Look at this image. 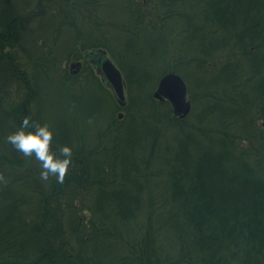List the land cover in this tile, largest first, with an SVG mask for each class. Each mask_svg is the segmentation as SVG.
I'll return each mask as SVG.
<instances>
[{
	"label": "trees",
	"instance_id": "16d2710c",
	"mask_svg": "<svg viewBox=\"0 0 264 264\" xmlns=\"http://www.w3.org/2000/svg\"><path fill=\"white\" fill-rule=\"evenodd\" d=\"M263 9L0 0V264H264ZM190 10L188 28L178 11ZM100 49L124 74L126 106L95 69ZM80 60L78 75L61 66ZM170 72L189 84L183 118L152 92ZM25 116L72 147L63 184L6 143ZM95 119L108 126L87 140Z\"/></svg>",
	"mask_w": 264,
	"mask_h": 264
},
{
	"label": "clouds",
	"instance_id": "9594fccd",
	"mask_svg": "<svg viewBox=\"0 0 264 264\" xmlns=\"http://www.w3.org/2000/svg\"><path fill=\"white\" fill-rule=\"evenodd\" d=\"M10 144L25 158H34L40 167V179L47 182L55 178L57 184H63L73 167V151L68 145L54 148V132L50 126L43 125L25 116L15 132L6 137ZM0 183H7L0 173Z\"/></svg>",
	"mask_w": 264,
	"mask_h": 264
},
{
	"label": "water",
	"instance_id": "95a60500",
	"mask_svg": "<svg viewBox=\"0 0 264 264\" xmlns=\"http://www.w3.org/2000/svg\"><path fill=\"white\" fill-rule=\"evenodd\" d=\"M95 53V52H92ZM98 54V62L100 63V71L107 84L114 90L118 103L126 106V82L123 73L114 60L108 55L104 49L96 52ZM80 63H73L72 67L79 72ZM154 96L160 100H168L171 102L173 112L179 117H186L192 110V99L189 95V88L184 77L176 72L165 74L159 81ZM123 114L120 113V116Z\"/></svg>",
	"mask_w": 264,
	"mask_h": 264
},
{
	"label": "rangeland",
	"instance_id": "374dc122",
	"mask_svg": "<svg viewBox=\"0 0 264 264\" xmlns=\"http://www.w3.org/2000/svg\"><path fill=\"white\" fill-rule=\"evenodd\" d=\"M178 12H184V13H181V14H183V15H185L186 17H188V19H186L185 17L184 18H179L180 19V21L183 23V25L184 26H187L188 28H191V18L190 17H192L193 15H195V13L196 14H198V13H201L200 11H178ZM179 21V22H180ZM181 22H180V24H181ZM184 23H186V24H184ZM182 26V25H181ZM177 28H179L177 25H176V27H173V29L171 30H169V32H168V34L170 33V37L167 39V47L169 48V50H171L172 52H173V48H175L174 46V44H173V41H175L177 38H175L176 37V34H178V31H177ZM179 35V34H178ZM181 38H182V35H181ZM162 43H165V41L164 42H162ZM48 46H47V50H48ZM166 48V47H165ZM168 57V56H167ZM169 58H170V60H167V62H170L171 64H175V60H171L172 59V57L171 56H169ZM70 62V63H69ZM76 61H64V62H62V64H61V66H63L64 67V69H66V71H68V70H70L71 71V65L73 64V63H75ZM115 62V61H114ZM116 63V62H115ZM33 64V63H32ZM158 64H160V63H158ZM166 64V63H165ZM119 67V66H118ZM120 68V67H119ZM167 69V67L165 66L164 67V69ZM152 71H153V69H152ZM79 73V72H78ZM78 73H73L74 75H78ZM85 73H83V74H81L80 75V77H78V79L82 82H86V80H84V79H86V75H84ZM92 75V74H91ZM123 76H124V74H123ZM124 80H125V77H124ZM160 81V80H159ZM125 82H126V80H125ZM158 84H159V82L157 83V85H156V87H154V89H153V91L152 92H154L156 89H157V87H158ZM187 85H188V87H189V84L187 83ZM99 90L97 89V90H94V93L95 94H99V92H98ZM189 95H190V97H191V93H190V90H189ZM126 97L128 98L129 97V88H128V86H127V84H126ZM34 111H36V109H34ZM118 112H117V114H116V117L118 116L120 119H126L127 118V116L126 117H124V110H122V111H124V112H122V111H120V110H117ZM122 112V116H120V113ZM126 113V112H125ZM190 114V113H189ZM188 114V115H189ZM101 120H93V121H91V122H88V125H89V127H83L84 128V130H81V132H82V134H83V136H86V138H87V140L89 139V140H92L93 139V137H95V135H96V133H97V131H98V128H100L102 125H105V126H108V124H106V123H104V122H100ZM103 129H105V127H103ZM102 132H103V130H102Z\"/></svg>",
	"mask_w": 264,
	"mask_h": 264
},
{
	"label": "flooded vegetation",
	"instance_id": "af4514ba",
	"mask_svg": "<svg viewBox=\"0 0 264 264\" xmlns=\"http://www.w3.org/2000/svg\"><path fill=\"white\" fill-rule=\"evenodd\" d=\"M250 11H255V9H250ZM264 11V9L262 10ZM98 57L96 56V58L94 57V59H92V61L95 63V69H97V71H99L100 74H102L103 76V73L100 71V63L98 62ZM75 63H80L78 68H79V71H81L83 69V60H80V61H76ZM76 70L75 67H72L71 65V71L74 73V71Z\"/></svg>",
	"mask_w": 264,
	"mask_h": 264
}]
</instances>
